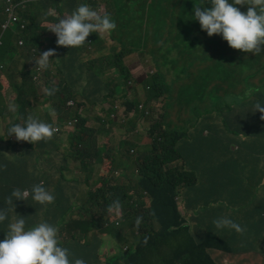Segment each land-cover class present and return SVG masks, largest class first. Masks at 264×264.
<instances>
[{"label":"trees","instance_id":"obj_1","mask_svg":"<svg viewBox=\"0 0 264 264\" xmlns=\"http://www.w3.org/2000/svg\"><path fill=\"white\" fill-rule=\"evenodd\" d=\"M150 1L152 0H41L35 3L30 2L20 11L26 27L21 28V24H16V32L25 40L23 52L13 37L4 41V45L0 47V69L8 78L6 85L11 86L16 93L17 112L13 114L9 110L7 111L8 106L4 107L0 103V119L9 115L13 118L11 124H22L24 119L29 115L32 116V113L35 112V109L29 111V108L33 107L32 100L40 98L39 95L43 91V100L49 101L52 105L56 113V120H68L73 124L70 133L60 132L55 141L50 139L42 144L44 146L53 144L54 149L57 150L59 149V140L65 139L73 151L71 154L65 155L66 160L76 165L81 174H84L87 168L93 171V165L102 164L106 159H111V166L108 175L99 176L95 180V189L90 182L91 174L83 177V179L86 178L84 183L88 185L87 201L82 206L74 207L75 202H61L66 199L64 187L60 183L53 184L51 178L47 176L48 171L31 169V158L41 152L38 148H18L14 144H7L10 139L0 138V208L9 209V220L0 224V237H6L8 223L18 214L26 220L27 228L35 226L41 220H47L58 227L61 245L68 247L73 257L84 259L86 264H100L99 254L105 241L98 233L112 237L118 249L114 256L107 259L106 264H217L210 254L206 253V247L212 246L226 251H234L236 243L256 238L264 232V230L258 229L260 221H264V212L256 214L257 208L246 196L238 205L229 202L223 204L224 213L245 229L243 234L227 229L222 232L221 236H217L210 231L211 228H201L196 233L191 232L187 221L189 217L187 207L183 204L182 199L181 201L177 200L176 189H179L182 183H193L192 180L198 177L189 165V154L193 148L186 143L187 133H192L194 130V124L188 121L194 107L193 103L186 102V120L183 129L170 128V107L167 96L171 86L181 77H178L174 83L169 82L166 72L159 64L157 52L146 50L148 38L155 30L154 25H175L174 27L180 31V34L189 39H186V48L201 56L202 61L196 66L213 61L214 58L234 60L237 56L228 55L225 48L219 42L210 39L206 32L201 30L198 21L193 20L194 7L201 6L202 2L206 3V0H175L178 5L183 3L181 8L173 6V3L168 0L161 2L155 0L152 3L161 7L163 12L164 17L161 18V23L146 19L152 5ZM82 2H87L97 11L103 9V13L109 14L116 23V29L111 32V40L114 42L113 52L109 53L114 54L112 65H107L109 58L106 56L107 54L99 56V53L96 59L91 60L88 65L82 62L80 53L82 50L92 47L97 52L96 41L92 38L94 33L86 38L83 46L71 49L57 46L56 36L49 30ZM102 2L107 4V8L102 7ZM249 6L246 3L237 5L242 12H246ZM51 7L55 8V11L48 13ZM63 9L66 10L62 11ZM45 13L48 14L47 22H42ZM5 20V0H0V32ZM128 28L132 29L126 36L130 43L122 44L118 38L119 31L121 35H125ZM157 31L163 34L161 27H157ZM185 31L188 32V35ZM50 49L54 50L50 61L58 64L59 71L63 75L60 80L54 81L49 66L47 70L43 71V75L51 81L42 82L46 84L45 86L42 84L38 86L31 81V71L37 70L35 60L39 58V54ZM137 51L149 57L152 56L157 63L155 74L145 81L147 95L143 102L151 110V115H146L148 112L146 110L140 111L136 100L130 99L134 75L130 67L126 65L125 57ZM263 61L260 57H253L247 61L248 67L255 65L259 67L262 64L264 66ZM167 62H171V60ZM214 70L211 66H205L200 67L199 72L196 71L199 82L195 94L198 100L206 94V86L210 79L226 80L227 75H222L220 71L215 73ZM108 71H117L118 73L114 76L112 90L118 89L120 85L125 86V89L124 92L115 90V92H109L104 96V111L97 108L100 127H90L89 117L83 113V110L88 106L87 100L100 96L101 91L95 89L103 85L100 82V76ZM235 73L241 75L242 71ZM84 74L87 76V83L83 86V90L79 91L73 86L76 79L81 78ZM33 78L40 81L34 75ZM237 81L244 88H246L244 83L247 81L248 86L259 89L261 84L263 86L264 77L259 78L249 74L244 81H241L239 77ZM254 81L259 82V85H256ZM148 85L151 86V89L147 88ZM46 89H54L52 95H48ZM244 91L243 89L241 93L233 94L230 101H242L249 98L244 97ZM122 93L126 94L127 106L116 101L117 99L110 98L111 96H121ZM260 95L261 92L257 96ZM2 96L8 97L0 84V98ZM161 99H164L163 103H160ZM71 101L73 104L70 103ZM209 101L211 104L208 106H214V109L200 115L199 118H204L202 121L218 124L209 121L214 118V113L226 115L227 119L240 117V110L236 114L235 110L231 109V106L224 100L215 98ZM258 102H264V98L259 99ZM97 103L93 101V105ZM221 104L228 108L227 114L222 112ZM122 107H125L130 113L128 119H124L122 112H119ZM136 109L138 112L135 111ZM107 111L108 117L105 118L104 114ZM14 115L22 116L23 119L17 121ZM241 127L248 134H264V124L255 114L253 106L245 114L241 121ZM107 130L112 132L118 130L120 134H123L118 149L122 145L133 147L135 154L131 156L121 153L118 149L101 146L99 143L100 132ZM127 135L149 137L151 142L142 147L139 141H129ZM13 151L28 154V156L12 158L10 153ZM24 165H28L27 168ZM52 165L55 166L54 163ZM130 168H134L135 181L127 179L121 183L115 175V171L122 169L126 174V172H130ZM211 170V177L206 181H199L197 188L188 187V194L196 190L194 195H199L204 202H207L215 191L214 185L224 193L231 192L243 181L237 177V172L232 173L230 169H223L219 173ZM62 176L65 177L64 174ZM73 180L78 181V178L75 177ZM41 183L54 193L53 204L41 206L34 203L30 197L27 201L14 200V208L7 203V198L13 189H30L32 185ZM76 193L77 185L73 187L71 197ZM116 200L120 202L119 217L116 220V222H120L119 225L110 220V211L108 210L109 205ZM75 209L81 211V218L74 220L72 225L81 233L71 234L70 240L64 241L60 225L65 222L67 212ZM247 210L248 219L245 220ZM138 219L139 224H137ZM156 222L160 224L158 230ZM90 232H94L92 239H89ZM127 233L132 237L131 242L127 239ZM226 233L227 239L223 238Z\"/></svg>","mask_w":264,"mask_h":264},{"label":"rangeland","instance_id":"obj_2","mask_svg":"<svg viewBox=\"0 0 264 264\" xmlns=\"http://www.w3.org/2000/svg\"><path fill=\"white\" fill-rule=\"evenodd\" d=\"M41 1V0H40ZM155 0L150 1V3L154 2ZM159 2L163 0H158ZM169 2L173 3V6L176 5L179 8L183 6V3L181 5H178L175 0H168ZM168 3V2H167ZM102 7L107 8V4L102 2ZM66 9H63L62 11H65ZM55 11V8L51 7L49 9L48 13H53ZM101 14L103 13V9L99 11ZM163 16V12L161 7H159L156 3H152L151 9L149 10V13L146 15V19L150 21L155 20L159 23H161V18ZM175 25H154V29L149 38H148V45L146 50L150 52H157V56L159 58V64H161V67L164 69V71L167 74V78L170 83H174L178 77H181L178 79L170 88L169 95L167 96V101L169 104V118H170V128L171 129H183L185 124V114H186V102L193 103L194 110L190 113L188 117V121L192 122L194 124L193 126V132H188L187 142L190 147L193 148V154L189 157L190 165L192 166V169L197 174L200 181H206L208 178L211 177V169H212V160L213 155L217 153L216 143L218 142L219 145V154L222 159H229L230 155H233L235 152V146L240 142V136L238 135L239 132L242 131L240 128L241 122L238 119H231L229 123H225L227 118L226 115L223 114L218 115L214 113V118L210 119V122H215L218 124H209L204 120L203 117L199 118L200 115H204L205 113H209L212 109H214V106H208L211 104L209 99H206L205 101H200L197 99V95L195 94L197 91L198 86V75L196 74V64L200 63L202 61L201 56L197 55L196 53L192 52L190 49L186 48V38L182 34H180V31L174 27ZM157 27H161L163 29V34L159 33L157 31ZM2 30V29H1ZM17 30V25L12 24L10 26V29L6 33L5 41L12 38L15 35V32ZM132 29L128 28L125 35H121V32L119 31L118 38L121 40V43H130V40L126 37L130 34ZM190 32H192V29H190ZM191 34V33H190ZM193 36V35H191ZM92 38L96 41V49L88 47L87 50H82L81 57L82 62L86 65L93 60L96 59L97 54H106L108 56L107 65L113 64V57L114 54L112 53V49H108L104 51L108 47V45H112L114 47V42L111 40V33L98 36L96 33L93 34ZM108 38V39H107ZM20 38H16V40H19ZM189 40V39H188ZM133 46H135L133 44ZM21 52H23L24 45H20ZM136 48V46H135ZM104 51V52H103ZM67 59V58H63ZM171 60V62H167ZM125 63L127 66H129L132 69V73L134 75V80H132V93L130 99H135L138 104V109L140 111L146 110V115H151V110L149 107L143 102V99L147 95V89L145 87V79L150 77L156 72V61L153 59V57H149L144 53H141L139 51L131 53L125 57ZM50 73L51 76H53L54 81H58L62 78V72L59 71L58 64L56 62L50 61ZM248 68V64H244L242 68V73L245 69ZM150 70H153V73L150 72ZM1 71V70H0ZM38 70H32L31 71V81L32 83H36L38 86L42 84L45 86L46 84H43L42 82H47L50 79H47L43 73H38V78L40 81H36L33 78V75L37 73ZM115 74H118L117 71H108L100 76V82L103 84L101 86H98L95 90H100V96L92 97V99L87 100L88 106L83 110V113L88 115L89 117V125L90 127L99 128L100 124L97 119L98 111L97 108L100 111H104L103 104H104V96L108 94L109 92H124L125 86L120 87L118 89L112 90V85L114 83V76ZM118 80V78H116ZM216 78L213 79L215 81ZM51 81V80H50ZM255 82V81H254ZM87 83V76L84 74L81 78L76 79L75 85L73 87L78 88L79 91L83 90V86ZM128 83V82H127ZM183 83V84H182ZM256 85H259V82H255ZM135 85V87H133ZM243 90L242 86H238L236 91ZM95 92V91H94ZM220 95H224V90H220L218 92ZM40 98L37 100H32L33 107L29 108V111H33L35 109V112L32 113L33 117L36 119H39L42 122L50 123L53 125V127L56 129L53 137L51 138L52 141H55L57 138V133L61 130L67 132L68 129H62L59 125L55 124L56 120V113L50 104L49 101L43 100L44 92L42 91L39 95ZM16 93L14 91L13 95L11 97H5L2 96L0 98V103L5 107L8 106L7 111L9 110V105L13 104L16 106ZM111 99H117L119 103L122 105L127 104V97L126 94L122 93L121 96H111ZM93 101L98 102L97 104L93 105ZM164 99L160 100V103H163ZM140 104H143V107L140 108ZM127 106V105H126ZM161 104L159 105V107ZM222 112L227 114L228 108L221 104ZM138 112V110H137ZM239 112V109L235 110V113L237 114ZM137 114V113H136ZM124 117H128V113L124 110ZM22 117V116H19ZM17 117L16 120L19 121L20 118ZM104 117H108V111L104 114ZM13 122V118L9 115H6L5 117H1L0 119V138H8L7 137V128L10 127L11 123ZM207 130L206 132L204 130ZM101 135L99 136V143L101 146H106L107 148H115L117 149V146L119 144V139L124 136L123 134H120L118 130L115 132H112L111 130L107 131H101ZM129 141H139L141 142V146L144 147L148 145L151 142V139L149 137H132L130 135H127ZM7 139V140H8ZM8 145L15 144L18 148H29V147H36L41 152H38L34 157L31 158L32 163V170L35 169H44L49 172L47 176H49L52 180L53 184H61L64 187L65 190V197H71L73 195V187L77 185V194L76 197L72 198V200L75 202V206H82L87 201V190L88 185L84 183L86 178L83 179V177L87 174H91L92 178L90 182L93 185V188H96V182L95 180L99 176H106L109 174V169L111 166V159H106L102 164L99 163L98 165L94 166L93 171L90 168L86 169V172L84 174H81L79 170L77 169L76 165L67 162L66 160V154H71L73 151L69 147V144L65 139L59 140V149L55 150L53 144H50L48 146H44L42 142H38L37 144H32L28 142L20 141L18 142L15 137L13 136L10 140L7 141ZM126 147H121L119 151L121 153H124ZM135 154V153H134ZM127 155H133V154H127ZM254 155H256L258 158L264 157V141H259V138H251L247 140L243 144V151L242 156L245 158L246 161H249ZM10 156L12 158L21 156L22 158H25L28 156V154H21L19 152L13 151L10 153ZM54 160L53 162H51ZM52 163L55 164V166L52 165ZM25 168H27L28 165H24ZM209 169V173L206 172V170ZM133 170L127 173V176L120 175L118 178L120 179L121 183H124L127 181V179H132L135 181V177L133 175ZM62 174L65 175V177L62 176ZM82 175V176H80ZM77 177L78 181L73 180V178ZM83 179V180H82ZM213 188L217 190L216 186L214 185ZM197 191L193 190L189 192V196H193ZM256 194V200L259 203L264 204V186L260 187L258 190L255 191ZM178 201H181L180 198ZM211 203V201H210ZM264 212V211H263ZM81 211L79 209H75L73 211H68L65 217V222H63L60 227L62 228V236L64 241H68L71 238V234H80V230L77 229L72 225V222L76 219H80ZM119 217V212H117L115 209L109 213V218L113 222H116V220ZM205 223L207 227H211V224L209 222V215L205 216ZM160 227V224L156 222V228ZM213 230V227H211ZM94 232L89 233V239H92ZM99 236L105 241V244L101 248V252L99 254L100 264H106V261L108 258L114 256L118 249L116 247V243L111 239V237L98 233ZM127 239L131 242L132 237L129 233H127ZM234 249L237 251L242 250H262L264 252V232L253 239L246 240L243 243H236L234 245ZM211 254V252H210ZM212 255V254H211Z\"/></svg>","mask_w":264,"mask_h":264},{"label":"clouds","instance_id":"obj_3","mask_svg":"<svg viewBox=\"0 0 264 264\" xmlns=\"http://www.w3.org/2000/svg\"><path fill=\"white\" fill-rule=\"evenodd\" d=\"M39 1L40 0H31L30 2L35 3ZM30 2H28L27 5ZM6 3L7 0H5L6 20L4 24L8 20L6 13ZM245 3L250 6L247 8L246 12H242L237 7V5ZM23 8L25 7L20 8L19 15ZM192 16L194 17L193 20L198 21L201 30L206 32L210 39L213 40V35H220L222 39L227 42L228 46L233 49V51L238 50L236 56L243 55L242 51L253 54L264 51V49L261 47L264 45V0H250V2L249 0H206V3L202 2L201 6L194 7ZM47 18L48 14L45 13L42 17V22H47ZM4 24L0 32V36H2L3 39V43L0 45V47L4 45L6 33L12 24H21V28L26 27V24L24 21H22V18L19 22L11 23L7 30L4 29ZM23 25H25V27H23ZM115 29L116 23L109 14H101L99 11L91 7L87 2H82L78 4V6L67 17L61 18L49 30L55 34L57 46L69 47L72 49L83 46L85 44L86 38H88L92 33H96L100 37L102 35L110 34ZM16 38L23 40L24 38H22L18 32H15L13 39L20 46V39L16 40ZM219 42L223 47L226 46L222 40ZM23 45H25V40ZM110 48L113 50V44L108 45L104 51ZM53 55L54 50L51 49L39 54V58L35 60L36 68L38 70V72L34 75L36 79L38 78V73L42 74L44 70L49 68L50 57ZM205 66H211L214 68L212 61H208L195 66L196 71L199 72V68ZM150 72L153 73V70H150ZM239 75V73L229 74L227 75L225 81H221L218 78H216L215 81H213L214 78L210 79L206 86V94L203 98L199 99V102L205 101L206 99L212 100L218 98L224 100L229 106H231V96L243 91H236L237 87L242 86L244 89L243 85L237 81ZM148 78H146L145 81ZM232 83L234 84L232 85ZM218 86L220 87L216 88ZM147 88L151 89V86L148 85ZM222 89L224 90V95H220L218 93ZM46 91L48 95H52L54 89H46ZM254 91V89H248L245 95L251 97ZM70 103L73 104V101ZM142 107L143 104H140V108ZM253 107L254 111L258 110L262 114L261 119H264V104L257 102ZM124 110L128 113V117H123L124 119H128L130 117V113L125 107H122L119 112H122L123 115ZM9 111L13 114H16V106L10 104ZM135 111L137 112V109ZM14 118L17 117L14 115ZM19 118L23 119V117ZM55 124L59 125L62 129H68L67 132L63 130L60 132L70 133L72 131V121L55 120ZM55 131L56 129L52 124L42 122L39 119L34 118L33 115H29L23 120L22 124H11V126L7 128V137H10L9 139H11L14 136L18 142L23 141L37 144L38 142L49 141L53 137ZM121 140L122 137L119 139V143ZM124 152L126 154H134L135 149L133 147L129 148L126 146ZM98 164L99 163L96 165ZM96 165H93V167ZM226 168L229 169V163H221L220 170ZM132 169L133 168H130L129 170L132 171ZM116 171H121L122 175L124 176H127L128 173L126 172L125 174L122 169H118ZM192 181L193 183L191 184L182 183L180 188L176 189L177 200L179 198L180 200L182 199L181 193L184 187L195 185L200 180L197 177ZM76 194L73 196L74 198L76 197ZM29 197L34 203L41 206L51 205L55 201L54 193L41 183L32 185L30 189H13L10 196L7 198V203L13 206L14 200L27 201ZM73 197H68L61 202H74L72 200ZM200 204L205 207V209L211 208L214 204L213 196H211L207 202H204L201 198ZM114 209L119 212L120 202L118 200L109 205L108 210L110 212ZM6 220H9V209L6 207L0 208V224ZM212 221L214 225L213 230L211 229L210 231L217 236H221V230L224 229L234 230L238 234H243L245 231V229L240 224L226 216H212ZM139 222L140 221L138 219L137 224H139ZM116 224L119 225L120 222L117 221ZM189 226L191 232L193 233H196L202 228L201 225L200 227L199 225L193 223H189ZM58 233V227L52 223H49L47 220H41L35 226L27 228L26 220L22 216L16 214V218L10 220L8 223L6 237H0V264H86L84 259L73 257L69 248L61 245ZM223 238L227 239L225 235H223ZM111 239L113 238L111 237ZM212 248V246L206 247V253L210 254ZM215 249L225 252H232L220 248ZM210 256L212 257L211 254ZM212 259L214 258L212 257Z\"/></svg>","mask_w":264,"mask_h":264},{"label":"crops","instance_id":"obj_4","mask_svg":"<svg viewBox=\"0 0 264 264\" xmlns=\"http://www.w3.org/2000/svg\"><path fill=\"white\" fill-rule=\"evenodd\" d=\"M186 35H188V32L185 31ZM223 41L226 46L224 47L228 55L234 54L237 55L238 50L233 51L232 48H230L226 41L222 39L220 35H213V41ZM220 43V42H219ZM262 49H264V45L261 46ZM263 52L261 51L259 53L253 54L248 52H243V55L237 56L236 59H217L214 58L212 63L214 65V71L217 73L220 71L222 75H229L233 74L237 71H242V68L244 64H248L247 61H250L253 57H260L264 60ZM264 62V61H263ZM263 64L258 66H250L247 69H245L240 76L239 79L241 81H244L245 78L249 74H253L255 76H258L259 78L264 77V66ZM1 70V69H0ZM8 80L7 76L0 71V84L2 85L3 92L8 96L11 97L14 93L13 88L11 86L6 85V81ZM244 97H249L245 95L246 91L248 89H254L255 91L251 97L246 98L242 101H233L231 103V109L240 110V117L237 118L240 122L244 119L245 114L254 106L255 103L259 101V99L264 98V83L263 86L261 84V87L259 89L253 88L252 86H248L247 81L244 83ZM261 92L260 96H257L258 93ZM264 104V102H260ZM255 114L258 116L260 122L264 124V119H261V113L259 111H255ZM231 119H227L225 123H229ZM241 126V125H240ZM242 129L241 132L238 133L240 136V142L235 146V152L233 155H230L229 159H224L222 161L220 154H219V145L218 142L216 143L217 153L213 155V170L214 172H220L221 163L228 162L229 163V169L232 171V173L237 172V177H240L243 181L237 185L231 192H221L218 189L214 191L212 194L213 196V205L209 209H205L200 204L201 197L199 195L195 196H189L187 189L188 187H198V182L195 185H190L187 187H184L182 189L181 197L183 200V204L186 205L188 210V223H193L196 225H201L202 228H211L213 227L214 223L212 221V216H226L228 217L223 210V204L224 202H229L233 205L240 204L244 197L246 196L250 201L253 202V206L257 208L256 214L262 213L264 211V204L259 203L256 200V194L255 191L258 190L260 187L264 186V157L258 158L256 155H254L249 161H246L245 158L242 156L243 151V144L247 142V140L251 138H259V141H264V134L260 135H252L245 132V130ZM205 132L207 130H204ZM252 135V136H251ZM193 154V151L189 154L190 156ZM190 165V163H189ZM192 168V166L190 165ZM216 167V169H215ZM206 171H209L207 169ZM212 173V170H211ZM216 183V182H215ZM209 215V222L211 224V227H207L205 223V216ZM211 216V217H210ZM248 219V210L245 214V220ZM200 226V227H201ZM212 229V228H211ZM258 229L264 230V221H260V227ZM227 229L221 230L224 232ZM227 237V233L225 234ZM212 257L215 259V261L218 264H264V252L262 250H242L237 251L234 250L232 252H225L220 251L215 248H212L211 251Z\"/></svg>","mask_w":264,"mask_h":264},{"label":"built area","instance_id":"obj_5","mask_svg":"<svg viewBox=\"0 0 264 264\" xmlns=\"http://www.w3.org/2000/svg\"><path fill=\"white\" fill-rule=\"evenodd\" d=\"M31 0H7L6 3V13L8 16L7 22L4 24V29L7 30L11 23L19 22L21 20L19 15V10L22 7H26L27 3ZM25 27V25H23ZM3 39L2 36H0V45H2ZM19 43L21 45L24 44V40L20 39Z\"/></svg>","mask_w":264,"mask_h":264},{"label":"flooded vegetation","instance_id":"obj_6","mask_svg":"<svg viewBox=\"0 0 264 264\" xmlns=\"http://www.w3.org/2000/svg\"><path fill=\"white\" fill-rule=\"evenodd\" d=\"M115 175L118 177V176L122 175V172L121 171H115Z\"/></svg>","mask_w":264,"mask_h":264}]
</instances>
